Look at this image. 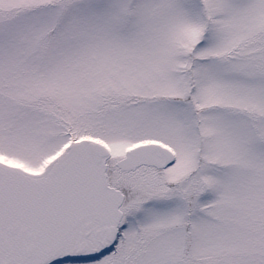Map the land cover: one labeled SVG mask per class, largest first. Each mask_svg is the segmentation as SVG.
<instances>
[{"label":"snow or ice","instance_id":"6c2138e0","mask_svg":"<svg viewBox=\"0 0 264 264\" xmlns=\"http://www.w3.org/2000/svg\"><path fill=\"white\" fill-rule=\"evenodd\" d=\"M0 264H264V0H0Z\"/></svg>","mask_w":264,"mask_h":264}]
</instances>
